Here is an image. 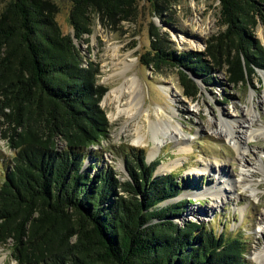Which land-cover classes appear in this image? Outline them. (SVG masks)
Masks as SVG:
<instances>
[{
  "label": "trees",
  "instance_id": "1",
  "mask_svg": "<svg viewBox=\"0 0 264 264\" xmlns=\"http://www.w3.org/2000/svg\"><path fill=\"white\" fill-rule=\"evenodd\" d=\"M68 1L73 34L62 31L53 0H10L0 15V135L15 152L0 188V246L11 244L17 264H249L242 235L176 222L187 202L166 203L188 181L156 176L161 162L148 165L139 150L126 155L125 183L99 161L85 168L108 135V90L76 41L93 34L96 19L126 21L138 3L155 0ZM216 1L222 31L204 52L141 58L154 70L177 68L188 99L201 94L198 80L224 74L239 87L264 71L256 35L264 0ZM117 188L128 198L113 200Z\"/></svg>",
  "mask_w": 264,
  "mask_h": 264
},
{
  "label": "rangeland",
  "instance_id": "2",
  "mask_svg": "<svg viewBox=\"0 0 264 264\" xmlns=\"http://www.w3.org/2000/svg\"><path fill=\"white\" fill-rule=\"evenodd\" d=\"M9 1L0 0V15ZM53 1L59 8L57 21L62 31L73 34L69 22L71 3L68 0ZM221 31L220 4L216 0L143 1L136 5L133 15L126 21L96 19L93 34L85 36L82 42L76 41V44L85 61L99 68V84L108 90L101 108L107 114L109 130L101 144L92 148L98 160L88 158L85 168L99 161L101 168L112 170L114 177L125 183L132 182L126 155L134 156L139 150L145 154L148 165L161 162L156 176L175 173L188 181L184 194L176 199L181 200L186 195L183 201L187 202L184 213L176 222L182 226L191 220L220 233L227 228L230 233L242 235L247 242L246 259L249 264H257L254 254L264 250V135H255L248 144L246 164L243 165L246 168L244 173L248 175L243 178L239 153L227 138L219 135V129H227L235 120L242 123L254 119L253 130L264 131V71H258L247 84L239 87L230 85L224 74H217L211 84L205 85L198 80L201 94L196 99H188L184 96L177 68L168 66L154 70L143 65L141 59L148 52L154 54L158 51L202 53L210 38ZM256 35L264 46V25L258 26ZM122 71H127V79L138 78L142 86L143 108L150 111L151 119L157 120L156 110L161 108L164 111L162 117H171L169 120L181 130L176 140L166 139L153 161L148 160L152 141L147 140L149 147L134 143L138 137L137 123L143 119L141 121L135 110L131 117L118 114L113 93L126 81L118 75ZM129 102V95L122 98V110L128 109ZM64 145L60 141L58 150ZM182 148L185 150L181 153ZM14 154L0 135V188L12 166ZM166 164L169 168L161 169ZM221 165L232 181H237L234 192L222 193L221 201L211 196L196 197L197 192L223 184L212 177L211 172L195 171ZM116 193L113 200L128 198L120 188ZM0 264H17L11 244L0 246Z\"/></svg>",
  "mask_w": 264,
  "mask_h": 264
},
{
  "label": "bare ground",
  "instance_id": "3",
  "mask_svg": "<svg viewBox=\"0 0 264 264\" xmlns=\"http://www.w3.org/2000/svg\"><path fill=\"white\" fill-rule=\"evenodd\" d=\"M124 70H126V68ZM120 73H118V75L120 77L122 76V78L126 79V81L118 89H116L113 93L115 94L114 100L116 103H118V112H119L118 114L119 115L126 114L127 116L131 117L134 115L133 111L135 110V113H137V115L141 117V121L143 119L142 122L137 123L136 133L138 137L134 141V143L137 146H146V147L148 146L149 147L147 140L152 141V147H150V151L148 154V160L153 161L160 153L161 148L166 144V139L168 138L170 140H176L179 137L177 133L181 134V130H179V128L176 125H174L171 122V120H169L171 117L169 119H166V118L164 119L162 117V114H164V111L161 108H158L156 110L157 120L153 121L150 117V111L145 110L143 108L142 86L138 78L135 77V78L127 79L128 77L126 76L127 71H122ZM128 95L130 96V102L128 103L129 107L127 110H122L121 108L122 98L127 97ZM144 112L146 114L143 115ZM222 120L219 121L220 125L223 126L224 122L228 124L227 120H223L224 122ZM254 124H255L254 119L250 120V122H242V123H238L235 120L234 122H230V124H228L227 129H223L224 127L219 129V135L227 138L230 141V144L233 145V147L239 153V158L242 161L241 168L244 169L243 171L241 170L243 172L241 174V176H244L243 178L247 177L248 175L244 173L246 172V168L243 166L246 164L244 161H245V158L248 152V144L251 143L250 141L255 138V135L257 134L264 135V131L261 129L256 130V131L253 130ZM146 132H149L148 133L149 136H147ZM144 135L147 136L146 139ZM183 150L185 149L182 148L180 152L182 153ZM176 162L178 161H175L174 163ZM164 168L165 169L169 168L168 164L163 166L161 169H164ZM200 171L211 172L210 173L211 176L214 177L219 183H222L223 186L222 187L213 186L211 188L206 189L205 191L197 192L195 193L196 197L207 198L208 196H211L212 199L214 200H218V199L220 200L222 193L226 191L231 193V192H234V190L236 189L237 181H232L233 179L222 168V165L215 167V169L214 168L212 169L209 166H207L206 169L196 170L195 172L199 173ZM190 195L191 194H187V196L191 197L192 195L191 196ZM207 212H209V210ZM213 212L214 211H210L209 213H213ZM258 230L261 231L260 229ZM253 259L257 262V264H264V250H260L257 253L255 252Z\"/></svg>",
  "mask_w": 264,
  "mask_h": 264
},
{
  "label": "water",
  "instance_id": "4",
  "mask_svg": "<svg viewBox=\"0 0 264 264\" xmlns=\"http://www.w3.org/2000/svg\"><path fill=\"white\" fill-rule=\"evenodd\" d=\"M182 194H184V193H182ZM182 194H181V195H182ZM185 197H186V195L183 196V197H181V200H176L177 198H175V199H173V201H172V200H170V201H172V203H178V202H180V201H183ZM172 203H171V204H172ZM188 221H191V220H188ZM186 222H187V221H186Z\"/></svg>",
  "mask_w": 264,
  "mask_h": 264
}]
</instances>
